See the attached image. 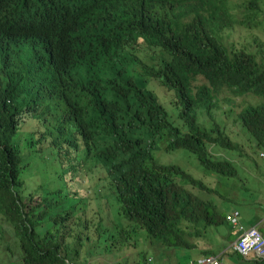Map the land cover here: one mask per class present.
I'll return each instance as SVG.
<instances>
[{"label": "trees", "instance_id": "16d2710c", "mask_svg": "<svg viewBox=\"0 0 264 264\" xmlns=\"http://www.w3.org/2000/svg\"><path fill=\"white\" fill-rule=\"evenodd\" d=\"M263 3L244 0L238 17L230 0H0V219L21 264H91L96 254L136 246L144 234L165 248L196 250L197 259L213 254L199 251L201 241L224 236L226 205L242 200L158 163L153 151L186 150L228 188L240 174L235 159L258 166L264 41L230 48L223 34L261 28ZM152 80L172 93L166 105L147 88ZM225 91L260 98L237 115L254 142L251 158L220 122L206 127L199 118L212 117ZM27 114L43 123L40 142L61 176L90 175L91 197L64 181L25 189L23 174L35 158L15 136ZM90 198L99 207L92 219ZM229 230L224 238L233 242ZM147 262L142 253L136 264Z\"/></svg>", "mask_w": 264, "mask_h": 264}, {"label": "rangeland", "instance_id": "374dc122", "mask_svg": "<svg viewBox=\"0 0 264 264\" xmlns=\"http://www.w3.org/2000/svg\"><path fill=\"white\" fill-rule=\"evenodd\" d=\"M244 0H230L232 8L237 12L238 17L241 15L242 9L239 7ZM261 5V3H260ZM264 6V3H263ZM254 39L264 41V24L261 28L244 30L240 27H235L230 32L223 34V42L230 48H239L241 43H253ZM147 88L153 92L160 102L167 104L173 98L172 93H166L163 88L156 82L150 81ZM230 99V101H225ZM260 98L251 94L241 97H235L227 91L219 96V107L212 113V117L206 114L200 115V120H203L206 127L211 126L213 121L221 123L226 128V132L230 138L238 143L241 153L247 154L252 157L250 147L254 145L253 140L241 128L238 120V114L242 109L247 106L255 105L259 102ZM170 114L171 120L174 124L180 125L176 110L172 108L171 104L165 106ZM43 123L37 118L29 114L22 117L18 135L15 136L16 144L24 151L30 153L35 158V165H30L24 171L23 180L24 187L28 192H36L39 187L46 183L50 186L57 185L56 181L67 182L71 191L76 189L82 194L87 196L93 195L92 182H90V175L83 174L82 177L74 181H69V175L61 176L60 164L56 161L52 162L53 156L47 155V143L41 141L40 136L44 131ZM36 141L38 152H34L32 140ZM14 141V142H15ZM19 142V143H18ZM263 151L258 150L260 158H256L258 166L254 169L249 164L243 163V158H238L236 164L240 169L239 177L232 181V186L225 187L217 182L216 177L213 175L205 174L202 166L199 164L194 155L186 150L180 149L176 151L166 152L163 150H154L153 154L158 163L163 165H178L184 171L192 175L196 179H201L206 184L219 189L223 194L229 195L230 201L242 200L239 203H231L227 206L228 212L236 210L239 212V220L242 221L243 227H249L252 224L256 225L260 231L264 228V223L259 226L257 224L258 218L264 219V156L261 158ZM64 161V160H63ZM62 161V167L65 168L66 164ZM247 188L245 198L247 202H243L242 196L243 187ZM90 214L88 218L92 219L98 211V203L90 198ZM259 214V217H257ZM109 214L107 212L101 213L104 221ZM7 226L0 219V264H21L17 250L14 248L15 238L7 232ZM225 231L224 236H226ZM261 233V232H260ZM262 234V233H261ZM224 236L211 234L201 241L199 251H211L214 256H220L222 264H248L242 261L239 257L235 256L232 252V241L225 240ZM263 236V235H262ZM93 240L96 239L95 234H91ZM264 237V236H263ZM199 241H197L198 243ZM96 244V241L93 244ZM92 244V245H93ZM94 244V245H95ZM146 256L152 259V262L147 264H188L195 261L199 256L196 250L184 249H171L165 248L159 244L158 241L152 240L144 234L139 238L136 246L126 247L117 253H106L103 255L96 254L91 259V264H136L141 262V257Z\"/></svg>", "mask_w": 264, "mask_h": 264}, {"label": "built area", "instance_id": "2783aa9c", "mask_svg": "<svg viewBox=\"0 0 264 264\" xmlns=\"http://www.w3.org/2000/svg\"><path fill=\"white\" fill-rule=\"evenodd\" d=\"M226 223L233 234L237 235L232 249L244 260L264 258V237L256 226L243 227L238 212H229L225 216ZM148 262H152L149 258ZM188 264H221L220 256H203Z\"/></svg>", "mask_w": 264, "mask_h": 264}, {"label": "crops", "instance_id": "0c3cea01", "mask_svg": "<svg viewBox=\"0 0 264 264\" xmlns=\"http://www.w3.org/2000/svg\"><path fill=\"white\" fill-rule=\"evenodd\" d=\"M257 217H259V214H258ZM258 220H259V222H257V224H259V223H260V224H263V223H264V219H263V218H260V219L258 218ZM240 222H242V221H240ZM262 222H263V223H262ZM255 226H256V225H255ZM229 229H231V228H230V226L228 227V225H227V228L224 230V232H225L226 230H227V231H230ZM232 233H233V232H232ZM235 239H236V238H235ZM234 241H235V240H234ZM233 243H234V242H233ZM233 252H234V251H233ZM233 252H232V253H233ZM235 256H236V255H235ZM245 261H250V260H245ZM221 264H222V262H221ZM248 264H249V263H248Z\"/></svg>", "mask_w": 264, "mask_h": 264}]
</instances>
